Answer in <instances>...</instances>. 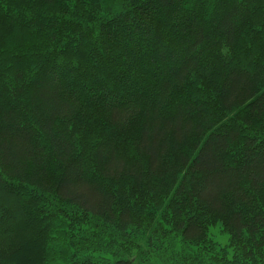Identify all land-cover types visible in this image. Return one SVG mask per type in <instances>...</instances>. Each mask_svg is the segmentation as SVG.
I'll return each mask as SVG.
<instances>
[{"label": "trees", "instance_id": "16d2710c", "mask_svg": "<svg viewBox=\"0 0 264 264\" xmlns=\"http://www.w3.org/2000/svg\"><path fill=\"white\" fill-rule=\"evenodd\" d=\"M0 264H264V0H0Z\"/></svg>", "mask_w": 264, "mask_h": 264}, {"label": "rangeland", "instance_id": "374dc122", "mask_svg": "<svg viewBox=\"0 0 264 264\" xmlns=\"http://www.w3.org/2000/svg\"><path fill=\"white\" fill-rule=\"evenodd\" d=\"M225 239V235L224 234H219L218 237H217V240L220 241L221 243H223Z\"/></svg>", "mask_w": 264, "mask_h": 264}]
</instances>
